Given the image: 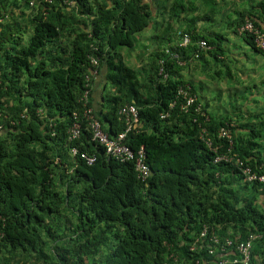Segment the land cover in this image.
I'll return each mask as SVG.
<instances>
[{
    "label": "trees",
    "instance_id": "1",
    "mask_svg": "<svg viewBox=\"0 0 264 264\" xmlns=\"http://www.w3.org/2000/svg\"><path fill=\"white\" fill-rule=\"evenodd\" d=\"M166 1L168 11H162L165 4L155 11L147 0H75L71 6L37 0L34 7L29 0H0V264H220L219 253H210V238H218L220 251L226 239L252 234L258 237L248 264H264V203L257 202L264 184L245 180L240 188L233 186L232 179H245L240 169L215 163L230 146L218 136L228 123L232 152L264 173V138H254L264 112H253L262 120L246 140L236 136L230 116L210 114L208 103L203 108L208 120L182 111L180 102L170 110L180 85L197 92L183 72L193 75L204 66L201 60L207 68L210 52L218 58L225 48L222 35H210L205 26L210 0H189V6L186 0ZM248 18L264 30V0L240 12L233 23L237 33ZM151 27L154 34L143 49L149 56L132 54L135 65L123 48L136 51L139 33ZM180 32L191 35L187 47L179 45ZM241 35L264 53L252 34ZM201 39L209 47L194 58ZM166 48L178 51L186 64ZM90 53L100 61L104 110L93 107L97 76L86 80ZM162 66L167 78L160 74ZM88 89L87 106L111 137L126 128L120 109L137 106L140 123L125 142L134 150L144 146L151 169L146 181L138 178L133 162L109 157L85 125L80 137L71 139L74 113L82 117L81 96ZM200 125L212 145L200 138ZM73 146L95 154L96 162L89 165L72 154ZM205 224L208 234L202 238Z\"/></svg>",
    "mask_w": 264,
    "mask_h": 264
},
{
    "label": "built area",
    "instance_id": "2",
    "mask_svg": "<svg viewBox=\"0 0 264 264\" xmlns=\"http://www.w3.org/2000/svg\"><path fill=\"white\" fill-rule=\"evenodd\" d=\"M37 0H29V6H35ZM49 3H52L53 0H46ZM75 0H64L68 5H73ZM240 34L249 32L253 35L256 46L264 51V30L255 26L254 22H252L249 18L246 22L239 27ZM181 34V47H187L191 41V35L187 32H180ZM199 49L194 53V58L200 56L202 50H206L209 47L208 41L206 39H201L198 42ZM166 53L174 60H178L181 65H185L186 62H183L180 59V53L178 51H173L171 49H166ZM90 64H91V73L86 74V80L89 82L92 76H96L98 74V67L100 64L99 57L95 53L89 54ZM165 61L160 60V64L164 65ZM160 74L164 76V78L168 77L167 73H164L163 66L160 69ZM89 85V83H88ZM90 91L89 89L81 96V100L84 101V111L82 117L79 116L77 112L74 113V123L70 128V136L71 139H77L80 137L83 125H85L92 133V140L102 145L106 150V153L109 157H113L120 162H133L135 165V169L137 171L138 178L141 180H146L150 177V167L146 161V151L144 146H141L138 150H134L129 144H127L126 138L127 134L133 130L135 124L140 123V114L136 105H125L123 106L119 113L125 117L126 120V128L124 131L120 132L117 136L111 137L109 133L103 130L102 124L97 117L94 108L91 106H87L89 99ZM178 102H180L181 109L185 112H194L195 114L203 113L202 103L199 102L198 95L195 92H192L190 86L180 85L177 89L176 99L172 102L171 108H173ZM170 113L162 114V117L165 118ZM226 126H222L218 131L219 138L227 139L230 142L229 149L227 152H223L217 154L215 158V162H230L234 160L242 169V172L247 175L249 180H258L260 182H264V174L259 175L252 171V168L249 165H245L244 162L232 155L233 148V135H232V124H225ZM201 127V135L202 140L206 142L208 146L212 145V141L210 138H206L204 132H206V128L203 125ZM136 128V127H135ZM72 154L79 155L81 158L85 159L86 162L91 165L94 164L97 160V156L95 154H89L85 151H81L78 146H73L71 149ZM205 235V233H202ZM4 237V232L0 231V244ZM218 242V239H215ZM227 245H232L233 241L231 239H227ZM251 248L252 242L251 238L241 242L237 245L238 252H240L244 260L247 261L251 256ZM227 260H222L221 264H225ZM160 264V263H159ZM162 264V263H161ZM163 264H168L167 262Z\"/></svg>",
    "mask_w": 264,
    "mask_h": 264
},
{
    "label": "rangeland",
    "instance_id": "3",
    "mask_svg": "<svg viewBox=\"0 0 264 264\" xmlns=\"http://www.w3.org/2000/svg\"><path fill=\"white\" fill-rule=\"evenodd\" d=\"M162 1L165 2L166 0H162ZM193 1L199 2V3L203 2V0H193ZM256 1L258 0H244V3L236 2L233 5L230 2H228L227 11L231 12L233 16H236L237 10L241 11L244 8L249 9L251 4L255 3ZM186 3H188V6L192 5L191 1L189 0H186ZM222 7L223 8L226 7L225 3L222 5ZM231 8L232 10L230 11ZM191 14L193 13H190V15ZM149 29H146L145 31L139 33L138 44H137L139 48V49L137 48L138 50H143L145 48L144 47L145 41H146L145 36L150 32ZM243 39L241 37H235L233 33L230 34V40L229 42H227L230 49H226V54L228 56L226 57V60L224 61V63L217 62L213 58L208 57L209 66L207 68H205V66L207 65V63L204 62L205 60H201L200 62L203 63L204 66L199 67L197 70H195L193 72V75L191 74L189 70H186V72H183V73H184V78L187 81H191L194 83L196 91L198 95L201 97V101L203 105L206 106L207 108H208L207 103L210 105V98L212 96L214 98L211 100V103L213 105L220 104L222 106L220 108L222 109L226 108L225 111L229 114L235 113L236 110L233 109V105H235L236 102L240 104L242 103L243 109L241 112H243L246 116L247 114H249L248 115L249 116L248 121L250 125L248 126L250 128L249 138H252V136H254V133L252 134L251 130L254 129L253 127H256L255 125L259 124L260 120H262V119L257 118L258 121H254L256 117H260V114L256 116L255 114H253V112H264V92H262V96H259L260 90L258 89V87H262V85H264V81L261 83V81L264 79V53L255 51L250 45L246 44L244 42L245 40ZM124 49L125 48H123V51H125ZM140 53L144 54L143 52H140ZM226 65H228L233 72L237 71L238 69L246 70V66H247L248 72H249L248 74L250 77H252V81L249 83V85L254 84V83L256 84V82L260 81V83L258 82L259 86L253 85L249 87L248 93L250 94L254 93V95L258 97V98L256 97L254 98L253 102L255 103V105L253 109L248 107V109L246 110L244 108V105H246V103L244 102L243 104L244 98L242 97L237 98L241 91L238 93L237 91H232L231 93L228 90H224L222 92L221 85H218V84H222L223 81L227 82L228 80V79L227 80L224 79L225 77H228V68ZM253 72H257L258 74L252 75ZM234 77H236V75H234ZM229 79L231 80V78ZM249 95L248 97L250 99L252 96H249ZM231 102H232V105H231ZM227 103L228 105L226 106ZM208 111L210 113V106L208 108ZM262 117H264V113ZM263 134H264V123L263 125L261 124L260 127H257L256 136L254 137L255 140L262 141L263 140L262 138H264L262 136ZM247 137H248V134L245 135L246 140H247ZM233 186H238V184H234Z\"/></svg>",
    "mask_w": 264,
    "mask_h": 264
},
{
    "label": "crops",
    "instance_id": "4",
    "mask_svg": "<svg viewBox=\"0 0 264 264\" xmlns=\"http://www.w3.org/2000/svg\"><path fill=\"white\" fill-rule=\"evenodd\" d=\"M149 1L150 3H152V8L154 7V10L155 11H158V10H161V8L163 7V4H165L167 7L164 9H162V11H168V6L170 5L171 2H168V1H165L163 2L162 0H147ZM228 2H230L232 5L235 4L236 2L238 3H244V0H210V24L209 23H206L205 26H209L210 25V35H215V34H218V36H221V41H222V46L225 48L224 52L220 55H218V58L215 57L212 53V51L210 52V58H213L214 60H216L217 62H223L226 60V57L228 56L226 54V49H230V47L228 46V43L229 40H230V34L233 33V35L235 37H241L242 39L244 38L240 32H239V28H238V32L237 33L235 30H234V20L240 16V12L241 11H247V8H244L243 10H237L236 12V16H233L231 12L227 11V8H228ZM225 3V8L222 7V5ZM207 5H205V7L203 9H207L206 7ZM209 8V7H208ZM232 10V8L230 9V11ZM188 17V16H186ZM158 20L159 21H162L163 20V17L162 15H159L158 17ZM184 25H185V22H183ZM154 22H152V26H154ZM149 33L145 36V40L148 41L146 42L145 41V47L149 45V38L154 34L153 32V28L151 27L149 29ZM245 40V38L243 39ZM143 41V40H142ZM246 44H248L246 42V40L244 41ZM249 45V44H248ZM139 49V48H138ZM136 49L135 50H127V49H124L125 51L124 54L127 55V58H130V59H134L133 64L137 65V62L136 59H135V56L137 55V53L139 52H143L144 53V56L145 58L147 59V57L149 56V51L145 52L143 50H138ZM256 51V50H255ZM132 54H134L135 56H133ZM233 54V53H231ZM130 55V57H129ZM132 55V56H131ZM209 56V55H207ZM218 60H222V61H218ZM145 62V61H144ZM141 63V62H140ZM143 63V62H142ZM239 64V63H238ZM240 65V64H239ZM227 68H228V77H225L224 79L227 80V82L223 81L222 84H218V85H221V88H222V92L224 90H228L232 93V91H237L242 93L238 95L237 98H244V101H243V104L244 102L246 103V105H244V108L247 110L248 107L253 109L254 108V105L255 103L253 102L254 101V98L256 97L254 95V93H248L249 92V87L253 86V85H256V86H259V83L260 81L256 82V84H250L249 83L252 81V77L249 76V72H248V67L246 66V70L244 69H238L237 71L233 72L230 67L228 65H226ZM255 74L257 75L258 73L257 72H253L252 75ZM234 75H236V77H234ZM241 75V76H240ZM254 75V77H255ZM192 76V75H191ZM231 78V80L229 79ZM264 81V79L261 81V83ZM104 81L102 80V78L99 77V74L97 75V78L94 82V87L93 89L95 90L94 93H93V99H94V103H93V107H95L96 109H103V106H104V98L102 96L103 92H104ZM217 85V86H218ZM258 89L260 90L259 91V96H262V92H264V85H262V87H258ZM250 94V95H249ZM249 96H252L250 99H249ZM201 98V97H200ZM214 97L212 96L210 98V114H216L218 116H221V115H226V116H230V118L233 120V123L235 124V127L236 128V136H238L239 134H243V135H246L247 133H249V116L245 115L242 111V103H238L236 102L235 105H233V109L236 110L235 113H227L225 110L226 108L222 109L220 107H222L220 104H217V105H213L211 103V100L213 99ZM258 98V97H256ZM213 105V106H212ZM228 105V103L226 104V106ZM231 105H232V102H231ZM213 107V109H212ZM244 109V110H245ZM104 110V109H103ZM239 111V112H237ZM256 113V112H255ZM257 114V113H256ZM254 121H258L257 118L254 119ZM236 123H238V126L236 125ZM248 124V125H247ZM243 125V127L241 128L240 126ZM261 201L263 200V198L260 199Z\"/></svg>",
    "mask_w": 264,
    "mask_h": 264
},
{
    "label": "clouds",
    "instance_id": "5",
    "mask_svg": "<svg viewBox=\"0 0 264 264\" xmlns=\"http://www.w3.org/2000/svg\"><path fill=\"white\" fill-rule=\"evenodd\" d=\"M65 3V2H64ZM74 3H75V1H74ZM67 4V3H66ZM38 5V3H37V1H36V5L35 6H37ZM68 5V4H67ZM74 5V4H73ZM69 6H71V5H69ZM32 7H34V6H32ZM3 20V18H1V20L0 21H2ZM188 33V32H187ZM180 36H181V34H180ZM180 42H181V37H180ZM166 49H170V48H166ZM166 51V50H165ZM174 51V50H173ZM98 74H99V72H98ZM97 74V75H98ZM96 75V76H97ZM191 88V87H190ZM197 95H198V93L197 92H195ZM198 98H199V102H201L202 103V101H201V98H200V96L198 95ZM176 106V105H175ZM174 106V107H175ZM202 106H203V108H204V105H203V103H202ZM173 107V108H174ZM173 108H171V105H170V110H172ZM180 108H181V106H180ZM182 110V109H181ZM183 111V110H182ZM202 111H203V113H205L206 114V112H204V109H202ZM185 112V111H184ZM166 113H170V111H168V112H166ZM163 114H165V113H163ZM198 114H201V113H198ZM170 115V114H169ZM169 115L168 116H166L165 118H167V117H169ZM202 115V114H201ZM207 115V119L206 120H208L209 119V115L208 114H206ZM202 116H204V115H202ZM161 117H162V114H161ZM206 117V116H205ZM163 118V117H162ZM164 118V119H165ZM232 135H233V131H232ZM201 138V137H200ZM232 155H234V156H236L237 158H240V156L238 155V154H236V153H233L232 152ZM241 159V158H240ZM242 160V159H241ZM243 161V160H242ZM221 162H225V161H221ZM244 162V161H243ZM216 163V162H215ZM217 163H219V162H217ZM226 163H232L233 165H235L236 167H238L239 169H240V171H241V174L243 175V176H245V179L242 181V183H239V181H237V180H233L232 179V185H234V184H238V186H236V187H238V188H240V186L242 185V184H244V182H245V180L247 181H249V182H251V183H253V182H258L259 184H264V182H260V181H258V180H249L248 178H247V175H245L243 172H242V169H241V167L234 161V160H232V161H230V162H226ZM244 164L245 165H249V164H246L245 162H244ZM250 166V165H249ZM251 167V166H250ZM252 168V167H251ZM136 170V169H135ZM252 171L253 172H255V173H258L259 175H262V174H264V173H259L258 171H256V170H254L253 168H252ZM137 172V171H136ZM138 176V175H137ZM150 176H151V169H150ZM140 179V178H139ZM148 179V178H147ZM146 179V180H147ZM146 180H143V181H146ZM250 188V187H249ZM261 189V188H260ZM242 191V193L243 194H245L246 193V191H247V189H246V191H244V189H242L241 190ZM261 198H263V200L261 201L260 199ZM257 202H262V203H264V195H261V196H259L258 197V200H257ZM202 233H205V235H202ZM207 234H208V226L205 224L204 225V227H203V230H202V232H201V235H200V237H205V236H207ZM258 237V235L257 234H252V235H250L248 238H246V239H244V240H241V241H236V242H234L233 240V244H235L234 246H235V252L233 253L234 254V256H231L230 255V250H232V245H227L226 244V242H227V239L224 241V244L221 246V248H220V251H217V245H216V243H218L219 242V240H218V242H216L215 241V239L217 238L215 235L212 237V238H210L211 240H212V242H213V244L212 245H210V253L211 254H215L216 252H218L219 254H218V256H220L221 257V259H220V261H219V263L221 264V261L222 260H227V262L225 263V264H237V263H240V262H242V263H244V264H248L249 262H250V260H251V257H252V253H251V256H250V259L249 260H247V261H245L244 260V257H243V255L240 253V252H238V249H237V245L238 244H240L241 242H243V241H246V240H248V239H250L251 238V242H252V245H253V240H255L256 238ZM218 239V238H217ZM195 246H196V244H194L193 245V247L195 248ZM231 247V248H230ZM252 249V248H251Z\"/></svg>",
    "mask_w": 264,
    "mask_h": 264
}]
</instances>
